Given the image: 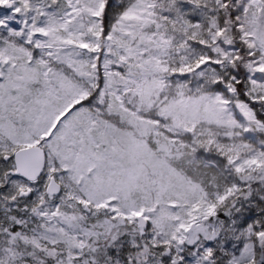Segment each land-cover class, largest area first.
Wrapping results in <instances>:
<instances>
[{"label": "snow or ice", "instance_id": "snow-or-ice-1", "mask_svg": "<svg viewBox=\"0 0 264 264\" xmlns=\"http://www.w3.org/2000/svg\"><path fill=\"white\" fill-rule=\"evenodd\" d=\"M0 264H264V0H0Z\"/></svg>", "mask_w": 264, "mask_h": 264}]
</instances>
